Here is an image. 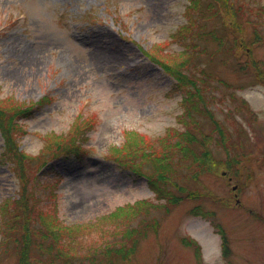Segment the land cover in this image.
Returning <instances> with one entry per match:
<instances>
[{"label":"rangeland","instance_id":"374dc122","mask_svg":"<svg viewBox=\"0 0 264 264\" xmlns=\"http://www.w3.org/2000/svg\"><path fill=\"white\" fill-rule=\"evenodd\" d=\"M230 1L244 3L253 13L255 8L263 11L259 16L243 13V34L230 26L224 30L217 27L219 35L228 36L226 44L235 34H242L245 40L253 36V27L245 19L248 17L260 21L259 31L264 37V0ZM188 5L189 0H0V95L13 94L24 101L50 98L20 119L25 128L19 138L20 148L34 154L46 132L66 133L77 116L95 117L94 123L88 119L91 125L84 132L88 139L82 158L56 157L39 176L50 184L42 192L55 196L59 217L68 225H78L75 245L80 253L101 246L113 239L116 229L123 228L122 224L118 228L100 222L102 216L126 203L143 201L147 211L139 209L140 214L130 218V228L153 219L158 221L157 228L135 232L129 242L133 249L130 260L116 264H198L193 247L181 239L183 236L200 245L203 264H225L227 260L231 264H264V82L254 81L252 69L248 75L234 70L233 56L229 63L221 61L227 53H211L215 48L211 41H204L207 55L196 60L226 83L244 84L242 89L234 88L235 94L256 113L254 121L239 108L238 98L226 96L231 90L228 85L213 88L216 84L209 79L205 97L214 98L209 105L214 117L230 130L232 118L237 120L250 136V143H245L246 156H239V173L225 175L220 169L200 176L204 188L212 192L211 198L183 199L171 205L144 175L123 168L110 154L113 146L124 142L125 130L136 131L152 150L148 140L164 135L169 126L185 127L180 117H185L183 110L188 104L184 107L182 100L188 92L179 91L174 78L144 52L160 53V58L173 61L184 44L194 43L197 37L192 38L191 33L199 31L197 25L189 32L185 28L182 31L184 24H193ZM190 15L198 17L195 10ZM197 17L196 22L210 24ZM236 52L240 60L247 58L244 49ZM251 55L264 61V45L253 46ZM182 70L188 75L197 72L191 63ZM197 84L202 86L198 80ZM206 126L208 131L212 124ZM4 152L0 136L1 202L5 197H17L21 183L2 156ZM29 169L26 171L32 181L35 170ZM233 186L238 187L237 196ZM159 204L168 205L169 211ZM198 204L213 214L194 213ZM218 225L228 239L227 257L222 252ZM16 262L14 250L0 252V264ZM84 264L96 263L86 260Z\"/></svg>","mask_w":264,"mask_h":264},{"label":"trees","instance_id":"16d2710c","mask_svg":"<svg viewBox=\"0 0 264 264\" xmlns=\"http://www.w3.org/2000/svg\"><path fill=\"white\" fill-rule=\"evenodd\" d=\"M191 10L197 12L198 19L204 18L210 24L199 23V20L196 22V17L190 15ZM254 10L255 14L250 7L244 6V3H231L230 0H189L187 14L192 20L190 23L193 22V24H184L182 31L187 29L189 32L197 25L199 31L195 29L191 36L192 38L197 37L198 41L193 39V44H184V48L176 54L177 59L173 58V61L160 58V53L156 55L153 51L144 52L147 57L174 78L179 91L188 92L182 100L184 107L186 103L188 104L186 111L183 110L185 117H180L185 127L169 126L164 135L157 136L154 140L149 138L150 145L147 146H151L152 150L147 149L136 131L125 130L124 142L113 146L110 154L123 168L144 175L154 190L167 198L171 205H176L183 199L211 198L212 192L204 188L200 181V176L206 172L224 169L225 175L239 173L238 165L241 163L239 156H246L245 143H250L248 140L250 136L241 123L232 117V130L214 117V110L209 106L214 98L205 97L210 84V82L208 84L209 79L216 84L213 88H216L217 84L228 85L231 90L228 94L226 93V96L238 98L241 101L239 108L251 114V119L254 121L256 113L242 97L235 94V89H242L244 84L233 86L226 83L220 76L217 77L207 72L196 60H199L202 55H207L208 50H206L207 46H203L204 41H211V44L215 46L211 53L215 54L221 50L227 53V57L220 58L221 61L229 63L233 56L234 70L248 75L250 74L249 69H252L251 75L254 81L264 82V61L255 59L251 55L253 46L258 43L264 45V37L259 31L260 21L253 17L245 18L247 23L253 27V36L246 40L242 37L244 21L241 23L240 19L243 13L247 15V12H252L253 16H259L260 11H263L262 8ZM207 25L213 28L208 29ZM229 26L232 30L242 32L240 37L236 34L232 37L231 45L226 44L228 36L217 33V27L224 30ZM243 49L247 58L240 60L236 51ZM213 61L212 59L211 62ZM190 63L197 72L188 75L182 69ZM197 80L202 82V86L197 84ZM186 87L190 88L186 89ZM48 100H50L48 96H43L36 101H24L13 94L0 95V136L2 148L5 150L2 156L7 159L10 168L21 180L17 197H5L2 202L0 201V252L14 250L17 254L16 264H33V262L48 264V261L51 264H84L86 260L96 264H116L122 259L129 261L133 253L129 245L132 235L138 231L144 232L146 227L156 229L158 225V221L153 219L152 222L148 221L146 224V220L142 221V224L138 223L139 228H130V218L140 214L141 210L137 211L141 208L147 211V206L143 204V201L128 205L126 203L102 216L99 219L100 222L105 221L107 225L110 222L115 226L122 224L123 228L121 231L116 229L113 239L105 241L99 247L95 246L92 252L80 253L75 245V232L78 225L66 224L59 217L55 196L49 193L45 195V191L42 192L43 188L47 189L50 185L39 178L43 167L56 157L73 155L82 158L86 152L84 141L88 139L84 132L91 125L88 119L91 118V121L95 122L94 115L86 118L77 116L68 132L61 134L46 132L39 150L34 154H28L25 149L20 148L19 138L25 133V128L19 121L22 117L31 115L33 107ZM228 115L231 114L228 113ZM207 121L209 126L212 124L208 131L205 130ZM212 143L215 149L212 148ZM216 152H223L224 155L217 157ZM28 165L31 170H35L32 181L26 171ZM145 165L147 168L144 167ZM54 184L52 183V186ZM236 188L237 196L238 187ZM45 206L48 208L46 209ZM130 207L132 208L129 210ZM161 208L169 211L170 207L163 205ZM193 212L213 214L203 209L201 204L194 206ZM218 227H220L218 232L222 237V252L227 257L230 254L228 239L223 227L219 225ZM181 239L187 241L188 246L193 247L198 264H203L200 245L197 241L185 236ZM133 244L136 246L135 242ZM225 264H231V262L227 260Z\"/></svg>","mask_w":264,"mask_h":264},{"label":"water","instance_id":"95a60500","mask_svg":"<svg viewBox=\"0 0 264 264\" xmlns=\"http://www.w3.org/2000/svg\"><path fill=\"white\" fill-rule=\"evenodd\" d=\"M224 173V172H223ZM236 188V186H233V189H235Z\"/></svg>","mask_w":264,"mask_h":264}]
</instances>
